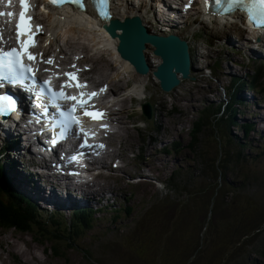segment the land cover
<instances>
[{"label": "rangeland", "instance_id": "obj_1", "mask_svg": "<svg viewBox=\"0 0 264 264\" xmlns=\"http://www.w3.org/2000/svg\"><path fill=\"white\" fill-rule=\"evenodd\" d=\"M123 1L127 2L131 8L139 9L141 13L152 7L149 12L148 28L152 32L166 33L165 21L164 24L161 23L158 26L154 23V18L168 17L166 14L162 15V11H160V9L166 11L167 4L164 0H120L119 3ZM67 26L70 24L61 25L57 28V32H64ZM242 29L240 24L234 25L230 22L227 24L201 22L196 12H193L186 21H183L178 33L180 37L188 38L194 48L195 73H205L204 67H212L215 72L211 70L214 78L198 76L194 82L184 83L178 91L166 94L160 90L158 82L151 75L152 77L150 76L146 83V89H144L145 98L132 101L125 99L126 108L123 107V113L120 111L121 115L118 110L119 106L114 107L117 116H120L121 119L117 123V127L122 121V125L126 126L125 129L121 126L119 133L116 134L117 138L126 139L127 142L126 146L129 151L126 167L122 170L104 171L103 173L109 177L97 178V182L100 183L94 187V189H99L102 185L108 187L103 196L97 193L95 196L106 198L107 195L113 194V204L109 202L107 208L103 207L100 212L94 214L90 228L83 229L81 227L82 231L79 234L71 231L74 229L71 227L74 224L72 222L74 209L60 208L54 214H50L40 206L45 218L42 223H47L46 225L50 230L60 235L54 240L59 256L49 249L51 244L43 245L36 240L35 232H38L39 228H35L34 233L0 229V264H157L167 236L173 228V221L182 217V242H188L192 238V231H189L190 221L193 217L201 220L205 210L212 205V199L201 196L197 191L202 185L210 184L215 175L206 174V176L201 177V174L207 167L205 161H208L209 165L214 164L218 156L220 157L221 153L228 150L230 137L237 143H245V139L254 140L253 144L256 145V148H249V151L246 149L244 153L256 156L258 160H254L252 157L242 159L243 171L237 178H234L236 176L229 178L232 182L228 195H226L229 196V209H216L214 212L212 210L209 221L214 220L219 225L233 230L240 221L251 215L254 216V210L259 212L257 209H250L245 212L252 198L251 193L244 191L253 188L255 179L259 177L258 171L264 170V155H261L264 152L262 147L264 126L258 117L264 113V96L260 94L257 96L261 100L259 105L240 101L239 108L241 111L237 113L239 123L251 121L250 123L254 126L256 124V130L251 131L249 137L245 136L240 124H233L230 129H227L226 118L222 116H218V120L212 119L206 122L207 124L201 134L197 135L195 145H193L194 138L190 132L194 122L202 116L204 111H209V104L213 102L219 104L229 92L238 93L237 97L243 93L246 96L247 93L243 87L236 89L237 86L230 83L233 77L243 76L250 70L246 66V63H252L250 57H257V55L264 57V48L261 52L264 36L256 43L257 38L248 34L249 40L247 42ZM71 32L73 34L71 43L73 50L85 51L87 63L94 66V70L89 75L95 79L96 86L107 82L115 89L114 93L118 94L120 90L126 91L127 88L134 85L135 80L132 75L134 72L121 73V65L112 66V62L118 63H116V55L110 49L100 51V48H96L97 46L93 48L97 40H87L84 37L86 34L82 32L75 30ZM101 35L102 33L98 31L97 37ZM82 45H89L91 48L84 50ZM233 47L237 51L229 50ZM252 48H258V50ZM54 50H57V46ZM88 50H91L90 56ZM146 53L151 60L152 67L155 68L153 61L156 62L159 57L154 54L150 46H148ZM98 55L103 57L101 60L103 64L109 65V69L103 66L104 72L99 70L100 58L96 57ZM88 57L92 59H88ZM256 63L258 66V61ZM211 71L208 68L207 75H210ZM260 76L264 82V70ZM221 85L226 87V92L216 93ZM123 95L124 92L121 96ZM121 96L117 95L121 100L124 99ZM147 100L154 103L158 119L156 117L154 119L155 128L152 123L150 128L138 130L134 127V119L136 116L140 117L141 103ZM173 106H176L177 109L174 110ZM225 111L226 109H223L221 114ZM142 117L144 116L142 115ZM174 141L180 143L177 149L173 147ZM2 146L0 139V148ZM141 148H143V152H141ZM166 148L171 151L166 152ZM17 154L11 151L10 154L5 153L4 158L18 159ZM24 160L26 164L27 160ZM222 160L223 157L218 163L222 164ZM9 164L10 162L7 165ZM178 167L183 168L185 172L191 171L195 177L200 178H198L197 183L191 181L188 189L176 196L167 186L162 191L163 188L159 187L151 174L166 181L167 184L171 174L178 170ZM23 168L19 167L18 164L13 166L12 173L15 175L16 185H20L25 191L27 190L22 186L24 182L29 183L33 189L36 188L37 186H33L34 183L30 182V175L27 171L26 173L21 172ZM180 177L183 176L180 175ZM31 192L33 191L31 190ZM165 197H169L167 202L163 201ZM29 199L34 200L30 195ZM259 199L261 200V198ZM38 201L40 200L33 202L38 204ZM119 203L123 204V210L118 216L113 213L120 207ZM102 205L105 203L102 202ZM125 205H130L129 211L125 210ZM199 207L203 210L202 214H197ZM53 219H58L59 223L62 224L54 225ZM202 232H205V228ZM215 236L216 232L212 230L209 232L208 239L212 240ZM231 239L234 241L236 237ZM178 250L181 257L186 255L187 251L183 247H179ZM8 251L13 255H18L20 261L14 262V258L7 254ZM170 260L171 258L168 256L167 261Z\"/></svg>", "mask_w": 264, "mask_h": 264}, {"label": "trees", "instance_id": "obj_2", "mask_svg": "<svg viewBox=\"0 0 264 264\" xmlns=\"http://www.w3.org/2000/svg\"><path fill=\"white\" fill-rule=\"evenodd\" d=\"M259 74L260 70H256L254 74L248 73L242 78L234 79L233 86L237 85L236 89H239L243 85H249L255 90L256 94L262 93L263 91L259 87L261 85ZM209 105V111H204L202 116L192 126L190 132L192 138H194L193 145L196 143L197 135H200L206 126V122L212 119L218 120V116L226 118L227 129H230L233 124H240L245 136L249 137L251 135L254 125L250 122L239 123L237 113L241 109L238 105L231 101L223 114H221V111L225 110L224 104H215L213 102ZM262 137L264 139V134H262ZM253 142L254 140L245 139V143H237L230 137L228 150L225 153H221L214 164L209 165L208 161H205L207 167L201 177L206 176V174H214L215 177L212 178L210 184L202 185L197 193L210 200L212 199L213 203L209 209L205 210L201 220L193 217L190 221L189 231H192V238L188 242H182V217H178L173 221V228L167 236L157 264H264V170L258 171L259 177L255 179L253 188L244 191L245 193H251L250 196L252 198L245 212L250 209H257L259 212L254 210V216L251 215L247 219L240 221L233 230L219 225L214 220L209 221L212 210L214 212L216 209H229V196H226L232 184L229 178L231 176H236L234 178H237L240 172L243 171L242 159L252 157L254 160H258L256 156L244 153L246 149L256 148ZM179 145L174 146V149H177ZM262 147L264 149V143H262ZM167 151L169 150L167 149ZM262 154L264 155V152ZM222 157V164H219L218 161ZM2 165L3 163L0 162V229L20 233H34L35 228H39V231L35 232L36 240L43 245L46 243L51 244L49 249L59 256L57 247L54 245V240L60 236L59 233L50 230L46 225L47 223H42L44 219L40 210H36L35 207L25 203L26 196L15 190L16 185L8 175L7 169ZM231 172L233 174L230 175ZM180 175L183 177L181 178ZM198 178L200 177H195L191 171L185 172L183 168L178 167V170L174 171L170 176L169 189L176 196H179L183 190L188 189L191 181L197 183ZM168 200L169 197L163 199L164 202ZM213 205L216 206L214 207ZM129 206L126 205L125 210L129 211ZM202 211V208L199 207L197 214H202ZM78 212L76 213L77 218H75L74 224L71 225L74 228L71 231L75 234H79L82 231L81 227L89 229L91 224L89 219L91 214H89L88 210L84 211L86 219L82 217L81 211ZM55 222L59 224L58 221ZM204 228L205 232L203 233ZM212 230H215L216 236L209 240L208 235ZM232 237H236V239L233 241ZM179 247H183L187 251L186 255L184 254L181 257L178 250ZM45 249L47 250L48 248L46 247ZM168 256L171 258L170 261H167Z\"/></svg>", "mask_w": 264, "mask_h": 264}, {"label": "bare ground", "instance_id": "obj_3", "mask_svg": "<svg viewBox=\"0 0 264 264\" xmlns=\"http://www.w3.org/2000/svg\"><path fill=\"white\" fill-rule=\"evenodd\" d=\"M120 0H115L114 5H113V11L115 13V17L117 18H125V17H132L134 15H139L143 18L144 22H147L150 20L149 17V12L150 9H147L144 12H139V9L134 8V7H130L129 4L125 1H123L122 3H119ZM152 1V0H151ZM132 2V1H131ZM147 2V1H146ZM149 2V1H148ZM164 2L166 3V0H164ZM141 3V2H140ZM145 3V2H143ZM160 3V2H159ZM167 4V3H166ZM141 5V4H140ZM141 9V7H140ZM159 9V8H158ZM142 10V9H141ZM155 11V10H154ZM166 11H169V8H166ZM166 11H162L161 14L165 15L167 12ZM93 14L90 11H87V14H80L78 13L76 10L70 9V8H65L62 10V12L56 17L54 18V14L50 13V15H48V17L44 18V21H48L49 24L53 25L54 28H58L61 24H63L61 22V19L64 21V24L67 23H71L74 25H77V23H80V28L76 27V26H70L67 28V33H68V37H67V42H71L72 43V30L78 31V32H82L84 34H86L87 40L92 39L93 41L97 40V43L95 45H93V48L96 47L97 49L100 48L101 50H111L113 52L114 55H116V60L118 64L115 63H111L112 66L117 67V65H121V73H125V72H130L131 70L134 71L131 63H129V61L121 58L120 54L117 52V40L113 39L109 33L105 30L103 24L106 23V21H103L101 23H97L95 22L94 18H93ZM155 20V25L158 26L159 24H164L163 22H167L166 17L163 18H154ZM97 25L99 26L97 29H93V26ZM164 26V25H163ZM63 27V26H62ZM91 28L89 30V28ZM182 28V27H181ZM93 29V30H92ZM169 29V27L166 26L165 30ZM100 31L102 33V35L100 37H97V32ZM77 32V33H78ZM59 34V33H58ZM94 34V35H91ZM100 34V33H99ZM167 34V33H164ZM175 34H179V33H175ZM59 36V35H57ZM89 36V37H88ZM251 40V39H250ZM239 41V40H238ZM245 41V40H244ZM248 42V41H247ZM70 43V44H71ZM94 44V43H93ZM98 44V45H97ZM244 44V43H243ZM253 44V43H251ZM99 45H102V47H100ZM73 46V44H72ZM254 46V45H253ZM256 46V45H255ZM261 46V45H260ZM82 47L85 49H90L91 47L89 45H82ZM81 47V48H82ZM252 47V46H251ZM257 47V46H256ZM249 48V47H248ZM148 49V48H147ZM107 52V51H106ZM111 53V52H110ZM251 54V53H250ZM257 54V53H256ZM261 54V53H260ZM256 56V55H255ZM97 58H100V67L99 70L104 72V67L108 68V64L105 65L101 62L102 60V56L98 55L96 56ZM95 57V58H96ZM91 58V57H89ZM92 59V58H91ZM154 62V65L157 66V64H159L160 59L158 58V60ZM104 66V67H103ZM109 69V68H108ZM104 74V73H103ZM94 75V74H93ZM133 75V79L135 80L134 85L132 86V88L129 90L131 93H139L141 94L142 92H144V89H146V83L148 81V79L151 76V73L147 74V75H141L138 74L137 72L134 71ZM104 76V75H103ZM107 76V75H105ZM119 76V75H118ZM152 77V76H151ZM93 78V77H92ZM97 78V77H95ZM98 82V81H97ZM104 82V81H103ZM237 82V81H236ZM100 83V82H99ZM99 85V84H98ZM115 89L113 88V91ZM232 91V90H231ZM121 92V90L119 91V93ZM18 94V93H17ZM125 99L128 98H124L121 100V98H119L118 101V105L120 106V111H124L123 107H125ZM119 108V107H118ZM126 108V107H125ZM123 113V112H122ZM121 115V113H120ZM260 119V122L262 123V126H264V113L261 114V117L258 116ZM123 122V121H122ZM122 122H120V126L119 129L124 128L125 129V125H122ZM247 122H251V121H247ZM154 124V123H153ZM255 124V123H254ZM118 126V125H117ZM256 126V124H255ZM261 129V127H259ZM256 130V127L254 128V131ZM5 135L7 136V138L9 140H11L14 144L13 148L6 150L5 152L7 154H10L11 151L18 153L17 157L18 159L13 158V160H15L17 162V164L19 165V167H23L24 166V159L26 158L24 154H22L21 149H20V145H21V137H20V133L18 132V125L16 126H8L5 129ZM27 160V159H26ZM13 171V169H12ZM28 175H30V182H33L34 185L33 186H37L36 188L33 189V187L29 184L24 182L22 184V186L26 189H32L35 194L39 197H50L52 199L51 203H57V204H64L66 202H76L75 200H73V193L76 192L77 188H74L73 183L72 182H66L63 185H58L57 183L53 182L52 186L49 190H45L43 185H40L41 180L45 179L46 176L43 175L41 173V171L39 169H32L30 171H27ZM170 174V173H169ZM37 182H36V180ZM104 180V179H103ZM100 181V180H99ZM100 183V182H98ZM14 184L16 185V182L14 180ZM99 185V184H98ZM97 185V186H98ZM17 186V185H16ZM95 187V186H94ZM108 189V187H106L105 185L101 186L98 190V194L99 195H103L104 192ZM103 194H102V193ZM34 201V200H33ZM86 211V210H85ZM79 213V212H78ZM80 214V213H79ZM82 214V213H81ZM77 218V217H76ZM30 254V253H29ZM29 260V259H28ZM27 261V260H26ZM3 263V261H2ZM21 263V262H20Z\"/></svg>", "mask_w": 264, "mask_h": 264}, {"label": "water", "instance_id": "obj_4", "mask_svg": "<svg viewBox=\"0 0 264 264\" xmlns=\"http://www.w3.org/2000/svg\"><path fill=\"white\" fill-rule=\"evenodd\" d=\"M118 28L123 29V33H118ZM105 29L113 38L120 39L117 47L119 54L142 75L148 74L151 67L145 50H147L148 44L154 47V53L161 58V62L153 73L160 79V86L163 90L171 91L180 84L181 78L178 73L182 75V79L194 78L190 75L191 60L188 43L178 35L151 33L141 17L137 15L127 18L124 23L113 20L110 25L105 24ZM147 106V114L151 117L150 103H147Z\"/></svg>", "mask_w": 264, "mask_h": 264}, {"label": "snow or ice", "instance_id": "obj_5", "mask_svg": "<svg viewBox=\"0 0 264 264\" xmlns=\"http://www.w3.org/2000/svg\"><path fill=\"white\" fill-rule=\"evenodd\" d=\"M22 8L25 9V11L21 12L20 14V23L17 25V38L18 42L20 43V49L17 48H11L8 51H4L3 49H0V82L2 81H8L11 84H16L19 82H22L25 74L30 73L32 77H35V71L29 64L24 62L23 57L27 56L29 60H36L37 57L29 51L30 48L36 46V41L34 39V27L38 28L39 31L42 32L43 26H33L31 21L32 17L26 16L27 11L30 9V5L28 3V0H20ZM53 4H60L63 3L64 0H50ZM73 2H79V0H73ZM258 3L261 8V12L264 13V0H258ZM82 6V5H81ZM0 15H14V13H3ZM103 15H107L104 13ZM260 24L264 25V20L259 21ZM27 36L28 39L24 40L22 37ZM41 62H46L48 64H53V59H48L47 61L44 60L43 54H40L39 57ZM75 67V65H73ZM47 70V69H46ZM70 78V81H77L76 87L80 89H84L87 87L84 83H79L78 76L75 73H65ZM44 84H46L49 88H51V81H44ZM72 86L71 83H66L64 85H61V89L59 92H53V96H58L61 99L64 100H72L76 101L71 107V109L63 110L61 111V115L65 116L68 120L69 127L72 124H80L81 125V132H84L82 121L75 115L77 112V109H84V114L90 116L92 119H102L106 116V113L101 110H95V111H89V107L94 108V105L89 104V100L92 98H95L99 95L97 92H91V93H85L81 92L80 98L76 96H70L68 95L63 89L65 87ZM4 84L0 83V88H3ZM101 92L106 91L105 88H102L100 90ZM85 96H87L89 99L85 100L83 99ZM16 101L15 99L8 94H2L0 95V114L2 115H8L14 111H16ZM102 127L107 128V125H102ZM86 147H91V145L88 144L87 139L84 140V145ZM99 147H104V145H99Z\"/></svg>", "mask_w": 264, "mask_h": 264}]
</instances>
